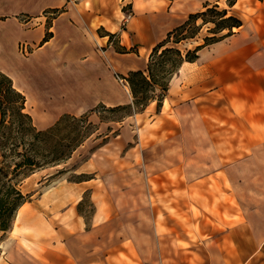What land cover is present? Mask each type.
<instances>
[{"label": "rangeland", "instance_id": "rangeland-1", "mask_svg": "<svg viewBox=\"0 0 264 264\" xmlns=\"http://www.w3.org/2000/svg\"><path fill=\"white\" fill-rule=\"evenodd\" d=\"M207 4L227 9L224 0H199L190 14ZM229 11L243 27L234 29L226 43L247 57L246 65L241 59L231 60L232 82L239 75L246 80L264 75V0H238ZM124 12L128 15L126 9ZM188 15H183L181 23ZM175 27L168 28L159 42ZM211 27L204 26L195 40L180 45L181 50L202 44ZM111 41L113 47L119 42L118 38ZM94 45V50L104 49L99 42ZM54 61L61 73L55 75L59 80L36 70L28 88L31 94L39 85L53 95L51 103L37 114L28 104L26 111L34 126L45 129L63 115L85 114L98 130L65 164L38 171L21 183L20 190L28 200L17 213L12 233H0V253L9 249L73 253L80 264H221L229 260L228 253H207L203 245L208 248L213 236L225 250V229L238 222L240 213L239 185L247 187L253 198L259 192L255 186H264V126L236 125L233 115L245 123L242 110L264 108V94L256 105L252 101L258 83L247 80L243 92L235 91L232 96L210 92L209 99L201 100L198 107L209 113V130L189 119L178 125V100L190 104L186 108L193 100L183 93L188 84L176 75L164 98L167 107L162 104L157 111L154 102L143 113L112 122L119 114L104 112L100 105L115 106L72 95L70 100L64 99L61 91L68 94V86L77 88L72 77L81 65ZM111 71L119 95L127 100L120 105L130 104L129 88L121 79L126 73L118 68ZM24 80L13 79L14 87L21 89ZM99 112L107 123H100ZM212 156L214 161L209 160ZM218 156L225 160L216 161ZM247 200L243 204L249 207L251 199ZM178 246L197 253H178Z\"/></svg>", "mask_w": 264, "mask_h": 264}, {"label": "crops", "instance_id": "crops-1", "mask_svg": "<svg viewBox=\"0 0 264 264\" xmlns=\"http://www.w3.org/2000/svg\"><path fill=\"white\" fill-rule=\"evenodd\" d=\"M198 2L199 0H0V72L11 80L18 77L26 79L24 86L16 89L26 97V110L30 104L34 107L31 110L34 114H37L39 108L51 103L49 99L53 95L39 85L34 86L36 89L29 94L32 76L36 70V73L43 70L57 82L59 79L55 75L61 76V73L54 68L57 66L54 60L60 59L68 65H81L72 77L78 84L77 88L68 86L69 95L61 91L66 101L72 95L79 99L92 98L96 104L106 106L125 104L127 100L119 95L118 82L111 70L118 68L126 75L131 71L144 70L147 57L162 35L171 26L179 25L183 15L192 13ZM55 11H58L57 14H54ZM46 34H49V38L44 42ZM106 34L118 38V44L113 47ZM124 35L128 36L127 42ZM232 36L203 48L195 62L184 63L176 74L181 83L188 84L183 93L193 100L187 108L190 104L178 100V125L189 119L191 122L201 123L203 128L211 129L209 113L198 107L201 100L210 98V92L228 95L235 91L243 92L246 81L252 79L258 83L254 87L256 95L252 98L255 105L264 94L262 73L247 80L239 75L232 82L231 60L241 59L240 63H247L246 55L226 43ZM94 42L104 45V49L94 50ZM116 47L127 51L133 49L134 52L121 54ZM22 50L29 58H25ZM58 50L62 52L58 53ZM70 79L66 78L67 81ZM62 88L60 89L63 90ZM127 96L132 101L131 95L127 93ZM162 104L167 107L166 100ZM240 114L246 116V121L242 122L233 113L236 125L254 129L264 126L262 106H248ZM214 159L212 156L209 160ZM223 160L225 159L221 156L216 159L218 162ZM224 173L229 176L226 170ZM241 186L239 185L238 222L228 225L222 238V241L225 239L228 242V246L223 250L222 243L212 236L211 241L207 242L208 248L203 245V249L207 253H228L229 260H223L221 264H264V186H255V191L259 190L255 198L249 197L247 187ZM247 199H251V207L243 204ZM24 207L25 205L19 211H23ZM0 248L2 250L3 247ZM22 251L25 253L15 249L0 253V264H80L73 253ZM178 253L197 252L184 251L178 246Z\"/></svg>", "mask_w": 264, "mask_h": 264}, {"label": "trees", "instance_id": "trees-1", "mask_svg": "<svg viewBox=\"0 0 264 264\" xmlns=\"http://www.w3.org/2000/svg\"><path fill=\"white\" fill-rule=\"evenodd\" d=\"M224 1L227 9L207 4L200 12L189 14L152 48L144 70L131 71L121 77L129 88L132 101L112 108L100 105L104 112L119 114L112 122L143 113L154 102L159 111L170 81L181 66L195 62L203 48L232 36L234 29L243 26L242 21L229 11L238 0ZM207 25L212 27L202 44L182 51L180 45L195 40ZM106 36L110 42L114 37L112 34ZM48 38L49 34H46L43 41ZM116 49L121 54L134 52L122 47ZM98 117L100 123H107L100 112ZM97 130L85 114L79 117L66 114L51 126L37 129L26 111L25 95L0 72V233L12 229L19 209L28 200L20 190L21 183L38 171L65 164Z\"/></svg>", "mask_w": 264, "mask_h": 264}]
</instances>
